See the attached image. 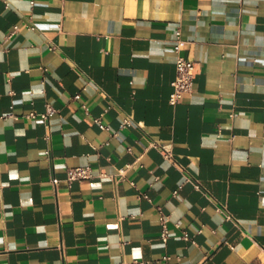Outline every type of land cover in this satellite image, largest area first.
Listing matches in <instances>:
<instances>
[{
	"label": "crops",
	"instance_id": "crops-1",
	"mask_svg": "<svg viewBox=\"0 0 264 264\" xmlns=\"http://www.w3.org/2000/svg\"><path fill=\"white\" fill-rule=\"evenodd\" d=\"M0 116V264H264V0H0Z\"/></svg>",
	"mask_w": 264,
	"mask_h": 264
},
{
	"label": "built area",
	"instance_id": "built-area-1",
	"mask_svg": "<svg viewBox=\"0 0 264 264\" xmlns=\"http://www.w3.org/2000/svg\"><path fill=\"white\" fill-rule=\"evenodd\" d=\"M33 29L36 27L33 26ZM19 27H16V30H18ZM177 46L178 49H181L184 44L185 40L182 38V32L180 31L178 33V38H177ZM197 74V67H196V62L182 54H179L178 60H177V76L175 81L173 82L174 86V92L171 97V102L176 105L180 103L184 96L187 93H191L194 90V85H195V78ZM77 99H81V94H78L76 96ZM86 110H88L87 105H83ZM56 108L52 104H48L47 111L44 113H37V112H32L29 114L30 117L36 118L38 116H41L47 123L49 127H51V119L52 116L56 113ZM2 118V116H0ZM98 123H100L101 127L103 129L109 130L110 127L106 125L101 117H98L95 119ZM131 122L130 118H127L124 122V124H129ZM159 148L163 151L165 156L169 159L174 158V153L172 150V147H167V146H159ZM94 175V169L92 165H85V166H78V167H73L70 168L68 171V176L65 179V181L69 184L72 185L77 181H85L90 178H92ZM189 181H192V179H188ZM53 182L56 187L61 183V179L58 177H54ZM193 182V181H192ZM196 187H201L200 183H195ZM162 224H163V233H162V238L164 241H168L170 238V232L167 226V217L163 216L162 217ZM185 237H189V234L185 232Z\"/></svg>",
	"mask_w": 264,
	"mask_h": 264
}]
</instances>
